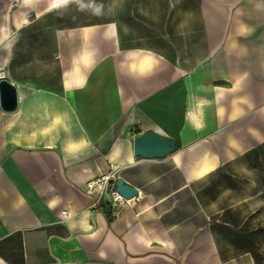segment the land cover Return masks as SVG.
Returning <instances> with one entry per match:
<instances>
[{
  "label": "crops",
  "instance_id": "0c3cea01",
  "mask_svg": "<svg viewBox=\"0 0 264 264\" xmlns=\"http://www.w3.org/2000/svg\"><path fill=\"white\" fill-rule=\"evenodd\" d=\"M1 72L0 264H264V0H0Z\"/></svg>",
  "mask_w": 264,
  "mask_h": 264
},
{
  "label": "water",
  "instance_id": "95a60500",
  "mask_svg": "<svg viewBox=\"0 0 264 264\" xmlns=\"http://www.w3.org/2000/svg\"><path fill=\"white\" fill-rule=\"evenodd\" d=\"M1 107L6 111H13L18 105L17 87L10 80H0ZM177 138L164 136L156 131H148L134 138V154L144 159L165 158L178 148ZM116 190L126 199L139 196L138 188L126 183L123 178L115 181Z\"/></svg>",
  "mask_w": 264,
  "mask_h": 264
},
{
  "label": "built area",
  "instance_id": "2783aa9c",
  "mask_svg": "<svg viewBox=\"0 0 264 264\" xmlns=\"http://www.w3.org/2000/svg\"><path fill=\"white\" fill-rule=\"evenodd\" d=\"M3 78H5V74L4 72H1L0 80ZM108 176H110V178H107ZM115 181V176L107 173L94 181H90L85 191L88 195L96 196L99 200L104 194L108 193L113 202L118 203L123 207H132L135 204V199L137 197L126 199L116 190Z\"/></svg>",
  "mask_w": 264,
  "mask_h": 264
},
{
  "label": "rangeland",
  "instance_id": "374dc122",
  "mask_svg": "<svg viewBox=\"0 0 264 264\" xmlns=\"http://www.w3.org/2000/svg\"><path fill=\"white\" fill-rule=\"evenodd\" d=\"M110 174V173H109ZM98 178H100V177H98ZM98 178H96V179H98ZM113 180V179H112Z\"/></svg>",
  "mask_w": 264,
  "mask_h": 264
},
{
  "label": "bare ground",
  "instance_id": "6f19581e",
  "mask_svg": "<svg viewBox=\"0 0 264 264\" xmlns=\"http://www.w3.org/2000/svg\"><path fill=\"white\" fill-rule=\"evenodd\" d=\"M107 178H110V176H108Z\"/></svg>",
  "mask_w": 264,
  "mask_h": 264
},
{
  "label": "snow or ice",
  "instance_id": "6c2138e0",
  "mask_svg": "<svg viewBox=\"0 0 264 264\" xmlns=\"http://www.w3.org/2000/svg\"><path fill=\"white\" fill-rule=\"evenodd\" d=\"M26 2H27V0H26Z\"/></svg>",
  "mask_w": 264,
  "mask_h": 264
}]
</instances>
